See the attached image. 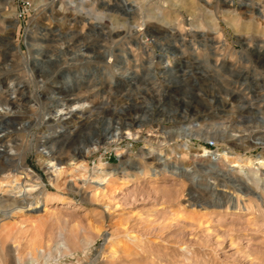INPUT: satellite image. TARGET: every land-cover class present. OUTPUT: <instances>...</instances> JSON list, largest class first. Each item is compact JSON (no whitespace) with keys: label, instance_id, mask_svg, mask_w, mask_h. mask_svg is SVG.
Masks as SVG:
<instances>
[{"label":"rangeland","instance_id":"374dc122","mask_svg":"<svg viewBox=\"0 0 264 264\" xmlns=\"http://www.w3.org/2000/svg\"><path fill=\"white\" fill-rule=\"evenodd\" d=\"M86 11L133 31L108 40ZM10 82L0 171L20 162L11 186L42 203L0 205V264H264V0H0V90ZM58 97L78 109L53 122Z\"/></svg>","mask_w":264,"mask_h":264},{"label":"bare ground","instance_id":"6f19581e","mask_svg":"<svg viewBox=\"0 0 264 264\" xmlns=\"http://www.w3.org/2000/svg\"><path fill=\"white\" fill-rule=\"evenodd\" d=\"M63 3V2H62ZM51 4V3H50ZM122 6L126 8V3L123 1L122 2ZM118 12V10H117ZM90 13L89 11H86L84 16H81V20H84V17H86L90 22V26L92 28H95V27H100V29L102 30V34L109 40L110 37H121L123 40L124 39V36H125V33H132L133 31V27H129L128 29H124L123 27H118V26H115V27H112V28H108L106 27V25H104V17L103 16H99V20H97L98 18L95 16L94 18L92 17V15L90 16ZM123 14V13H122ZM123 15L126 16V13H124ZM85 18V19H86ZM127 18V17H126ZM93 20V21H92ZM83 23V22H82ZM88 24V22H87ZM98 29V28H97ZM95 30V29H94ZM100 31V30H99ZM94 32V31H93ZM99 33V32H98ZM100 34V33H99ZM84 35V34H83ZM45 36V35H44ZM82 36V35H81ZM86 36V35H85ZM46 37V36H45ZM84 37V36H83ZM86 38H88V36H86ZM79 39V38H78ZM78 39L76 41H74L72 44L74 45V43L76 44L78 42ZM30 40V39H28ZM71 40V39H70ZM82 40V39H80ZM85 40V39H84ZM68 42V41H67ZM81 42V41H79ZM47 43V42H46ZM64 43V42H63ZM108 43V42H107ZM112 43V42H111ZM62 44V43H61ZM70 44V43H69ZM63 45V44H62ZM37 46V45H36ZM82 46V45H81ZM88 46V45H87ZM65 47H70L68 44L65 45ZM72 47V46H71ZM107 47V46H106ZM41 49V48H40ZM58 49V47H57ZM85 49V48H84ZM62 50V49H61ZM83 51V50H82ZM93 52V51H92ZM44 53V52H43ZM64 53V52H63ZM104 54H106L107 56L109 57H113V55L109 52L107 53H104V52H99V55L103 56ZM38 55V54H37ZM43 56V55H42ZM38 57V56H37ZM44 57V56H43ZM85 57V56H84ZM46 58V57H44ZM51 58V57H50ZM39 58H30L29 57V60L30 61H35L37 62ZM126 62V60H125ZM123 63V62H122ZM127 63V62H126ZM36 64V63H35ZM33 76V75H32ZM5 77V76H4ZM35 81V80H34ZM19 92L18 88H15V86L12 85V82L8 83V85L6 86L5 88V91H1L0 90V105L4 106V108H8L7 112H5V114L3 115H0V120L2 121L3 119H6L7 121H12L11 117H13L14 119L17 118L19 116L18 112H11L10 113V108H12L14 105H15V102H12L10 100V96H14L16 95L17 93ZM19 94V93H18ZM70 100L66 97H58L56 99V101H54L51 106H50V109L52 110V117H53V122H60L62 120H65L66 117H69L71 115V113L75 110V109H78L72 102H69ZM78 104V103H77ZM74 105V106H72ZM82 105V104H81ZM79 106V105H78ZM1 107V106H0ZM2 108V107H1ZM80 115H83L80 113ZM49 115H47L48 117ZM46 124V123H44ZM60 131H63V128L62 127H58V130L55 132L54 136L58 135V133ZM177 131V130H176ZM183 134L184 133H187L188 131L187 130H182ZM190 133V132H189ZM187 133L188 135H186V137L190 138V137H194L193 135ZM113 135V134H112ZM131 134L129 132H125V133H116L114 136H108L105 138V142L103 143L104 145H106V142L107 140H110L112 137L116 140H119V139H122V138H128L130 137ZM234 139V137H232ZM231 138V139H232ZM3 138L0 137V143L2 141ZM255 141H257V139L255 138ZM259 142V141H258ZM98 143H99V140L98 141H95L93 142L90 147L82 150L80 152V158H83L84 156L90 154L92 151L96 150L98 147ZM185 146V144H183ZM151 152H154L153 150H151ZM199 152H201V155L204 156L206 155V151L201 149ZM42 158L44 159H47L45 161V165H46V170L47 171H50L52 173H54V178L56 176H58L60 174V168H57V166L54 164V163H51V161H49L48 159H50L51 157V154L49 153V151H46V149H42V151L40 152ZM154 154V153H153ZM223 158L224 159H228L230 157H227L226 153H223ZM231 159V158H230ZM6 160V159H5ZM156 161L158 162V172L160 173H164V172H168V167L165 163H164V160L162 158H157ZM23 163V162H22ZM229 163H241L238 159H233L232 161H229ZM245 167H248L250 165V162L249 161H243ZM239 166V165H237ZM121 167V172H126V169H127V163H124L123 165L120 166ZM23 168V165L19 162L18 165L14 166V165H11L10 163L4 165V168L2 171H0V192H3V193H6V194H9V198L8 200L6 199H0V205L2 203H4V201H10V205L13 206V210H16L17 209V213H22V212H35L38 208H39V204L42 203V201H36L34 203H29L27 202L26 200V197L28 195V193L31 191L32 189V186H29L28 185V188L25 189V187L21 188L20 190H18V184H14L13 186H11V183L12 182H15V181H19V177L17 174H14L17 170H22ZM174 170L176 169L177 171V174L179 175H186L189 170H178L177 167H174L172 168L171 167V170ZM209 169L211 171L215 170L214 168L212 167H209ZM258 169H255V171H257ZM175 171V172H176ZM23 172V170H22ZM158 172L156 171H153L151 174H145V175H142L145 177V179H148V178H151L152 176H155ZM216 173V172H215ZM102 174L103 173V169L101 167H97L95 168L94 170V176L91 178L92 179V182L93 183H100L102 182L101 178H102ZM137 174H141L140 171H138ZM253 174L255 175L256 173L253 172ZM23 175V179H24V182L23 183H29V180H28V177L29 175L26 173V174H22ZM257 175V174H256ZM255 175V176H256ZM31 181V180H30ZM2 185H4L6 187V190L5 191H2ZM213 190V189H212ZM222 194L224 193V191L221 192ZM228 194V193H227ZM229 195V194H228ZM233 195H229L227 198H226V201L227 202H232L233 201ZM58 204H62V205H67V203H63V202H60L58 201ZM12 208V207H11ZM12 215V213H10ZM11 217V216H10ZM8 217L6 214L4 213H0V221L2 220H6L7 218H10ZM17 264L18 263V259H17Z\"/></svg>","mask_w":264,"mask_h":264},{"label":"built area","instance_id":"2783aa9c","mask_svg":"<svg viewBox=\"0 0 264 264\" xmlns=\"http://www.w3.org/2000/svg\"><path fill=\"white\" fill-rule=\"evenodd\" d=\"M207 147H208L209 149H212L214 146H213L212 143H208V144H207ZM215 157H216V155H215V156H212V159L214 160Z\"/></svg>","mask_w":264,"mask_h":264}]
</instances>
